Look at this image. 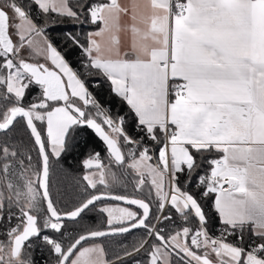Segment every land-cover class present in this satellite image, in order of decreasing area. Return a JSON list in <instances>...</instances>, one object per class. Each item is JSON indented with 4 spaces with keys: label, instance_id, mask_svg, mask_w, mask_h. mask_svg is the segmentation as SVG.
Masks as SVG:
<instances>
[{
    "label": "snow or ice",
    "instance_id": "snow-or-ice-1",
    "mask_svg": "<svg viewBox=\"0 0 264 264\" xmlns=\"http://www.w3.org/2000/svg\"><path fill=\"white\" fill-rule=\"evenodd\" d=\"M52 13L94 29L63 37L82 72L45 34ZM89 131L108 164L83 159L82 198L58 207L51 160ZM126 175L148 195L98 190ZM90 211L99 227L66 231ZM136 229L115 260L85 246ZM0 264H264V0H0Z\"/></svg>",
    "mask_w": 264,
    "mask_h": 264
},
{
    "label": "trees",
    "instance_id": "trees-1",
    "mask_svg": "<svg viewBox=\"0 0 264 264\" xmlns=\"http://www.w3.org/2000/svg\"><path fill=\"white\" fill-rule=\"evenodd\" d=\"M77 0H69L70 6L75 7ZM48 26L46 28V35L49 36L53 43L58 47L62 54L66 55V59L69 61L70 66L74 70L83 71L80 68L81 64V52L79 49H74L68 54V50L70 45L64 43V34L68 32L72 33H81V39L83 40V33H87L88 31L94 30L89 25H81L79 22L74 21L67 17L59 16L55 13L50 14L48 17ZM43 23V19L40 21ZM91 91H94L91 89ZM38 88H33L28 93L27 99L30 100L38 93ZM94 94L97 95V99L101 102V104L107 108L109 107L108 101H112L110 107L113 115L117 113L119 110L120 115H125L128 112L127 105H122L121 101L118 98L110 96L107 88L100 93L97 94L94 91ZM27 102V100H26ZM129 134L132 135L133 128L128 126ZM86 141V143H85ZM131 146L122 147V150L127 155L129 148ZM158 152V149H156ZM99 152L102 161L107 165L108 164V153L103 145V143L93 134V132L89 131L86 135L82 134L80 138V144L77 147H74L69 150V152L64 153L61 158L57 159L55 157L51 160V186L50 192L54 201L57 202V206L63 208L65 205H70L73 201L82 198L84 192V182L82 181V176L84 174V169L82 167V160L85 159L90 153ZM138 155V153H137ZM112 171L116 172L117 175H120L122 169H119L115 164L112 165ZM125 179L127 183L116 184L109 189H105L104 186L98 185L99 191H111L114 194H123L129 195L136 198H142L143 196H147L150 188V184L145 186L143 192L135 191V186L133 183L134 177L133 175H126ZM146 180L149 178L146 176ZM92 192L91 189L88 190ZM154 195V193H153ZM111 201H103L99 202L96 205V208L99 209L104 204H113ZM134 210L136 208L131 207ZM102 219V214L98 211H90L85 213L78 221H66L67 224L66 231L70 234H77L81 231L82 228H96L99 227V223ZM179 225V220H177ZM182 226V225H181ZM209 232L213 236H218L220 234L221 224L218 218H214L209 221ZM144 234L143 229H136L130 233H125L117 236H109L101 239H97L95 241H89L85 245L90 243H101L106 250L107 259L115 260L116 253L119 247L128 246L133 244L137 238L141 237ZM235 237H229V241H233ZM39 251H37L36 256H39ZM47 253H45V256ZM122 255V253H120ZM141 257H143V253H141ZM138 257V258H141Z\"/></svg>",
    "mask_w": 264,
    "mask_h": 264
},
{
    "label": "built area",
    "instance_id": "built-area-1",
    "mask_svg": "<svg viewBox=\"0 0 264 264\" xmlns=\"http://www.w3.org/2000/svg\"><path fill=\"white\" fill-rule=\"evenodd\" d=\"M149 155L153 156V159H152V161H150V163L156 164L157 163V157H158V152L156 151V149H154L153 151H150Z\"/></svg>",
    "mask_w": 264,
    "mask_h": 264
},
{
    "label": "water",
    "instance_id": "water-1",
    "mask_svg": "<svg viewBox=\"0 0 264 264\" xmlns=\"http://www.w3.org/2000/svg\"><path fill=\"white\" fill-rule=\"evenodd\" d=\"M94 134V133H93ZM95 135V134H94ZM96 136V135H95ZM97 137V136H96ZM99 140H100V138L99 137H97ZM102 143H103V141L102 140H100ZM103 145H104V143H103ZM105 146V145H104ZM105 148H106V146H105ZM107 201H111V202H114V203H117V204H121V205H124V206H128V207H134V208H136V206H134V205H128V204H126L125 202H118V201H114V200H107ZM104 238V237H103ZM98 239H101V238H98Z\"/></svg>",
    "mask_w": 264,
    "mask_h": 264
},
{
    "label": "crops",
    "instance_id": "crops-1",
    "mask_svg": "<svg viewBox=\"0 0 264 264\" xmlns=\"http://www.w3.org/2000/svg\"><path fill=\"white\" fill-rule=\"evenodd\" d=\"M120 2L122 3V4H127L128 2H129V0H120ZM125 19H127V18H125ZM123 22V21H122ZM122 39H123V37H122ZM38 60H39V62L40 63H43L44 62V60L43 59H41V58H38ZM32 62H36V61H32ZM149 178V177H148ZM150 179V178H149ZM109 205V204H108ZM113 206H115V205H113ZM120 207H123V206H120ZM124 207H128V206H124ZM129 208H131V207H129ZM132 210H134L133 208H131ZM85 246H88V244L87 245H85Z\"/></svg>",
    "mask_w": 264,
    "mask_h": 264
},
{
    "label": "rangeland",
    "instance_id": "rangeland-1",
    "mask_svg": "<svg viewBox=\"0 0 264 264\" xmlns=\"http://www.w3.org/2000/svg\"><path fill=\"white\" fill-rule=\"evenodd\" d=\"M26 56H27V53L25 54ZM41 59H43V58H41ZM37 60V58H35V57H33L32 58V61H36ZM109 205H118V206H123L124 207V205H121V204H117V203H113V204H109Z\"/></svg>",
    "mask_w": 264,
    "mask_h": 264
}]
</instances>
